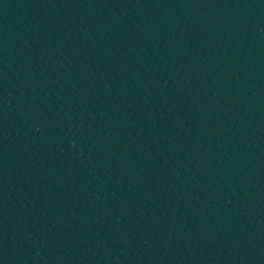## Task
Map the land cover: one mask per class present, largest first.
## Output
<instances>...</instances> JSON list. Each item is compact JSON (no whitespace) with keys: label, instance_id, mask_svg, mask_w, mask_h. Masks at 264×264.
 Here are the masks:
<instances>
[{"label":"water","instance_id":"water-1","mask_svg":"<svg viewBox=\"0 0 264 264\" xmlns=\"http://www.w3.org/2000/svg\"><path fill=\"white\" fill-rule=\"evenodd\" d=\"M0 264H264V0H0Z\"/></svg>","mask_w":264,"mask_h":264}]
</instances>
